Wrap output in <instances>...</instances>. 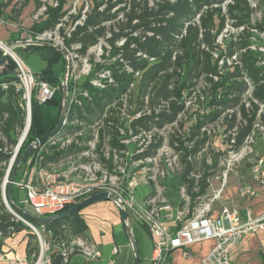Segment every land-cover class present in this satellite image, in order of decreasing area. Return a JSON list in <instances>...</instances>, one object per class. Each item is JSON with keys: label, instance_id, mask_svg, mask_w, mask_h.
<instances>
[{"label": "trees", "instance_id": "1", "mask_svg": "<svg viewBox=\"0 0 264 264\" xmlns=\"http://www.w3.org/2000/svg\"><path fill=\"white\" fill-rule=\"evenodd\" d=\"M26 1L24 0L17 10L13 8L11 14L19 16ZM33 1L38 10L42 6L41 0ZM56 1V7L45 4L44 19L30 27V35L34 36L54 29L66 15L64 6L68 0ZM8 3L3 4L2 7H6ZM116 7H119V12L123 13L124 20L121 21L118 32H112L111 37L106 38L107 31L103 24L115 18L116 15L110 16L109 13ZM256 12H260L261 20L255 19V24H252L253 15ZM80 19L79 12L73 21ZM227 20L232 22L234 28L242 29V36L236 42L229 41L225 48L220 50L216 40L224 30ZM252 30L264 33V0L257 1L255 7H251L249 0H151V2L149 0H90L89 12L84 14L83 22L75 26L70 37L68 39L64 37V44L68 48L80 45L78 51L84 52L104 37L110 49L108 56L104 57L106 61L97 65L92 74L74 88L68 85V97L76 92L79 104L68 100L67 118L70 120L76 118L88 124V127L94 125L102 120V116H106L108 110L111 113L114 112L111 108L122 106V103H119L120 99L132 85L135 92V112L143 110L145 99L148 108L152 110L151 116L136 120L133 125H137L145 132H149L153 127L160 129L176 122L177 117L185 110V103L191 91L202 80L208 89L209 96L205 109L201 113H196L193 125L188 127L184 138L176 131L169 135L170 146L180 152L182 173L177 184L185 187L191 209L206 195L209 182L218 170L220 158L226 156L228 152L239 151L245 139L256 132L255 126L264 128V115H258L259 104L264 105V66L260 67L256 63L259 56L264 58V54L258 51V45L251 42L255 36ZM117 41H122V44L117 46ZM248 45L257 47L256 51L246 50L236 55ZM27 50L35 53L45 63L44 68L35 75L56 89L52 99L45 104L37 105L32 100L31 125L14 164L37 139L55 129L62 112L63 96L60 81L66 63L63 55L46 45L29 46ZM216 51L218 54L214 57ZM235 55L237 63L232 62L228 65L227 60ZM15 69L13 61L7 59L0 71V186L6 175L12 152L9 148L17 143V138L24 126V112L20 107L21 92L15 88ZM100 74H107V76L99 78ZM245 79H248L255 88L254 99L248 100L249 107H246L243 102V95L248 89ZM93 80L99 82L102 87L92 86ZM161 106V110L157 113L156 108ZM220 119H223L224 123L223 134H229L226 139V149L212 155L211 165H207L203 160L200 171L196 172L195 157L208 140L206 134L201 131ZM111 121L117 122L108 117L105 120V127H108ZM139 132L140 130L136 131L134 136H137ZM91 135L89 131L87 136L89 140L93 139ZM98 137L100 142L97 147L100 148L103 131ZM87 140L82 139L84 144ZM115 140L116 137L112 134L110 146L120 149L114 143ZM160 140L136 158L154 155L161 146ZM231 140H233L232 143ZM193 141L194 144L190 149L183 146V143ZM176 143L177 147L174 146ZM72 151L75 150L69 147L65 151L52 152L42 165L49 161L57 162L61 156ZM102 162L111 168L109 161L102 159ZM25 163L26 160L19 164L12 182L19 179L21 167ZM11 173L12 169L9 176ZM172 186L174 187L173 184ZM166 189L170 200L176 197L169 188ZM18 193L17 188H10L11 201H17ZM86 198L88 197L79 198L76 203ZM81 211L82 209L44 224L45 229L50 232L52 246L67 242L74 237L87 235V226ZM28 220L35 227L40 226V223L33 219ZM21 229L30 231L21 222H15L6 210L0 187L1 235L4 238ZM32 236L35 238L34 235ZM134 240L141 260L135 236ZM36 251L37 248L28 245V256ZM50 257V264H70L69 261L64 263L56 250L51 251Z\"/></svg>", "mask_w": 264, "mask_h": 264}, {"label": "built area", "instance_id": "2", "mask_svg": "<svg viewBox=\"0 0 264 264\" xmlns=\"http://www.w3.org/2000/svg\"><path fill=\"white\" fill-rule=\"evenodd\" d=\"M45 1L41 0L42 6L35 15L36 20L38 17H44L46 3L52 7L57 6L56 0ZM251 1L257 3L259 0H249L250 5ZM64 18L65 16L54 29L34 36L29 35V38L24 41L13 43L0 41V54L6 55L7 59L12 60L16 66L15 88L21 92L22 102L20 107L24 112V126L11 152L9 165L15 162L19 149L29 131L32 100L37 105L45 104L52 99L55 92L54 87L36 77L30 68L16 55L15 50L35 45H50L63 54L68 66L70 50L73 49L74 53H77L80 45H73L68 48L64 44V37L68 39L70 33L79 23H75L71 29L64 31L62 36L59 33V28ZM221 35L222 33L217 37V43ZM214 57H217V55L214 54ZM232 62L237 63L236 55L227 60L228 65ZM219 64H222V62H219ZM245 82L248 85L247 92L251 91L253 89L252 83L248 79H245ZM68 100L78 103L75 93L71 94ZM254 102L256 103V101ZM74 122L82 123L76 118L68 119L66 114L61 126L62 129L60 128L61 131L49 138L26 159L27 169L29 170L27 178L16 183L17 187L24 192L23 199L18 202L11 201L10 196L7 197L2 188L1 195L4 206L15 222H21L30 229L37 242V251L29 257H8L0 249L1 262L6 264H50L52 250L58 252L64 263H67L77 253L83 256L86 261L100 259L101 254L98 248L82 237H74L67 242L64 241L52 246L50 240L45 238L46 234L50 235V232L44 227L45 223H40L35 219L55 217L66 211L67 207L75 204L77 199L102 192L112 194L115 197L113 203L116 208L127 213L130 223L124 222L123 224L124 226L129 225L131 232L133 224L144 227L151 242V264H170L169 256L174 251L181 252L183 258H191L193 257L192 247L207 241L212 242V246L200 257V264H232L231 252L238 241L246 235L264 230V214L260 217H253L250 211H246L244 216H241L237 209L222 203L215 208L221 200L228 176L234 172L233 167L239 165L248 156H253L249 160L251 161L253 179L258 183L264 182V158L257 155L251 147V144L254 143L253 135L255 132L245 139L239 151L227 153L224 163H221L224 166L223 171L219 176H214L210 180L206 195L190 209V199L183 185L177 188L176 198L170 200L166 187L157 180L158 175L164 178L165 174L168 178L169 176L172 178L173 165L180 164V152H177L170 145L169 147L166 145L160 146L154 155L136 158L144 154L149 145H142L141 143L134 146L127 143L123 157L113 155L111 158L112 162H115L114 160L118 158H123L128 164L126 173L124 169L117 172L114 166L109 168L102 160H100L101 163L94 164V167L91 164H81L74 169L68 168L69 170L47 169L48 166H61L60 163L63 159H70L71 155L75 154L76 151H72L63 157L61 156L57 162L49 161L42 165L43 161L52 152L65 151L72 145L69 140L70 135H72V129L69 128L72 126L69 124ZM255 127L261 131L264 139V128ZM230 142L232 143L233 140ZM225 145L227 146L226 143ZM174 146L177 147L176 144ZM85 154L87 153H82V155ZM157 154L168 156L163 162V171L160 172L156 170ZM9 170L8 167L6 174L9 173ZM213 180L220 181V186L217 189L212 188ZM139 187H145L148 191L143 197L137 198L136 190ZM239 193L242 196L254 195V191L248 186L242 187ZM28 219L40 223V226L35 227ZM112 253H117L116 247L112 248ZM107 264H113V262L110 261Z\"/></svg>", "mask_w": 264, "mask_h": 264}, {"label": "rangeland", "instance_id": "3", "mask_svg": "<svg viewBox=\"0 0 264 264\" xmlns=\"http://www.w3.org/2000/svg\"><path fill=\"white\" fill-rule=\"evenodd\" d=\"M47 2H51L53 0H46ZM45 1V2H46ZM151 2V0H149ZM251 7H254L256 3L254 1H251ZM66 10L65 18L62 20V25L59 28V33L64 34V31H67L71 29L75 23H79V25L84 20V14L86 12H89L90 10V0H68L66 5L64 6ZM103 9V8H102ZM128 9L126 10V12ZM79 12L81 13V19L77 22H74L73 19L76 17ZM110 16L116 15L114 19H112L109 22H106L103 24V27H105V30L107 31L106 38L111 37L112 32L117 33L119 29V25L121 21L124 20L123 13L119 12V7L113 8L111 12L109 13ZM254 20H252V24H255L256 20H261V14L260 12H256L254 15ZM256 19V20H255ZM229 20L226 21L224 30L222 32V35L218 39V45L221 49L225 48L226 43L229 41L236 42L238 41L239 37L242 35V29H236L232 26ZM253 34L255 35L251 42L258 45V51L264 54V33L256 32L255 30H252ZM63 36V35H62ZM246 36V35H245ZM67 38V37H66ZM106 38H100L97 44L94 46L89 47L84 52L82 50L77 53H74L73 49L70 50V56H69V65L67 66V63H65V70L61 77V89H62V83L64 82V77L66 76V90L68 93V85H71L72 88L75 87V85L80 84V82L92 74L95 70V67L99 64L104 63L106 60L104 57L108 56V51L110 49V45L108 42H106ZM122 44V41H117L116 45L120 46ZM255 46L248 45L245 49L240 50L236 55L244 53L246 50H252L256 51ZM27 50V47L24 48ZM107 50V52H106ZM16 55L21 59L25 65H27L30 70L37 74L42 68H44L45 63L40 60L35 53L32 52H25L23 50H15ZM218 54V51H216V55ZM259 60H257V65L262 67L264 66V58L259 56ZM68 68V69H67ZM130 72V71H129ZM104 75L107 76V74H100L99 78H104ZM136 75V74H135ZM37 77V76H36ZM38 78V77H37ZM40 79V78H38ZM264 83V82H263ZM92 86L94 87H102V85L93 80L91 82ZM264 85V84H263ZM56 89V87H54ZM254 86L253 89L249 92L248 89L243 95V102L246 104L247 107H249V99L253 98L254 93ZM75 95L77 93L75 92ZM208 89L205 86L204 82L200 80L196 87L191 91V95L189 98H187L185 103V110L177 117L176 122L173 124H167L163 128H155L153 127L149 132H145L141 130V128L137 127V125H133V123L136 120L146 118L151 116L152 110L148 108L147 106V100L145 99V105L143 107V110L140 112H135V92L132 85L130 86L129 90L122 96L120 99L121 101L119 103H122V106L120 108H111L114 109V112H111L108 110L106 116H102V120L99 121L97 124L88 127V124H82V123H70L74 129H72V132L69 137V140L72 142V145L70 146L72 149H74L76 152L74 155H71L72 157L70 159H63L60 163L61 166H48L47 169H65L68 168H75L79 167L81 164H91L93 165L100 162V160H109V164H111V168L116 169L117 172H121L124 169V172H127L128 164L125 162L123 158H118L117 160H114L115 162L111 161L112 156L117 157H123L126 152V145L127 143L133 144L134 146H138V144L142 145H149L152 146L154 144H157L160 140L161 146H168L169 147V135L176 131L179 136L184 138L186 132H188V127L193 125V121L196 118V113H201L203 109L206 107V102L208 99ZM257 102V101H256ZM258 103V102H257ZM259 112L258 114L264 115V105L259 104ZM161 107L156 108V112L158 113L161 110ZM167 109V108H166ZM112 111V110H111ZM236 111V110H234ZM110 117L113 118V120L117 121L116 123H113L112 121L108 123V127H105V120ZM240 117H237V123L239 124ZM181 125V126H180ZM108 128V129H107ZM224 129V123L223 119H220L216 121L213 124H209L206 126L201 133H205L207 137V142L202 147L200 152L196 155L195 161H196V172L200 171V166L202 164V161L205 160V163L207 165H211L212 163V155L219 150H225L226 149V139L227 135L223 134ZM138 136L134 138L135 132L139 131ZM91 132V137H93V140H89L88 132ZM103 131V139L101 141V147L98 148L97 145L100 142L99 140V133ZM115 135L116 140L114 143L120 147V149L112 148L110 146V141L112 138V134ZM20 135L18 136V138ZM17 138V140H18ZM81 139V140H79ZM82 139H88L87 142L82 141ZM258 141H262V134L260 130H256V132L253 135V141L254 143L251 144L252 149L254 150V146L256 145ZM193 142H185L183 143V146L185 148L190 149ZM16 145V144H15ZM14 146L10 147L9 149L13 151ZM178 146V144L176 143ZM82 153H87L85 155H82ZM180 157V155H179ZM168 158L165 154H157V160H156V170L163 171V162L164 160ZM253 156H248L243 162H241L239 165H235L233 167V171L237 172L242 167H247V163L249 160H251ZM224 159H226V156L223 158H220L218 163V170L216 171L215 176H219L220 173L223 171L224 166L221 163H224ZM107 160V161H108ZM180 160V158H179ZM101 163V162H100ZM14 163L11 165L8 164L7 169L9 167V172L12 167H14ZM103 165V164H102ZM68 169V170H69ZM174 173L172 175V178L167 177L165 174V177H160L158 175L157 180L164 185V187L169 188L173 194L178 193L177 188L179 187L177 182L180 174L182 173V166L181 164L173 165ZM29 170L27 169V163H25L21 167V171L19 174V179L16 182H12L10 185V188H17L19 190L17 202L24 198V192L20 190L19 187H17L16 183L22 182L23 179L27 178ZM167 177V178H166ZM166 178V179H165ZM122 179V178H121ZM4 182V180H3ZM174 185V187L172 186ZM8 183L5 185V189L3 188V183L1 184V191L2 188L4 189L6 193V189L8 191ZM9 188V190H10ZM147 189L145 187H139L136 190V196L137 198L143 197L145 194H147ZM176 198V197H175ZM135 225V224H134ZM134 232L138 233L137 225L134 226ZM142 232V231H141ZM143 239V251H142V257H141V263L140 264H151L150 263V253L151 248L148 244L145 236L142 237ZM37 245V244H36Z\"/></svg>", "mask_w": 264, "mask_h": 264}, {"label": "crops", "instance_id": "4", "mask_svg": "<svg viewBox=\"0 0 264 264\" xmlns=\"http://www.w3.org/2000/svg\"><path fill=\"white\" fill-rule=\"evenodd\" d=\"M23 1L0 0V41L6 43L24 41L29 38L30 27L44 19V17L35 19L38 10H36L33 0L25 2L19 16L11 14L12 9L17 10ZM7 2H9L7 6L2 7ZM17 50L29 52L25 49ZM254 152L264 158L263 137L262 141L257 140ZM250 162L248 161L247 167L240 166L241 169L239 171L233 172L228 176L221 200L216 204L215 208L222 203L237 209L241 216H244L246 211H250L253 217H260L264 214V182L258 183L253 179ZM219 186L220 181L213 180L212 188L217 189ZM244 186L250 187L254 191V195H240L239 191ZM81 216L87 226V235L82 238L95 245L100 251L101 257L97 261H86L83 256L77 253L70 258V264H107L110 261L113 264H133V252L129 237L119 211L112 201L94 202L82 209ZM135 225L133 224L132 226V234L133 238L135 236L137 240L140 256L142 257V237L145 236L150 248L151 242L142 226L137 225L138 233L134 232ZM32 235L31 231L21 229L10 236L1 237L0 248L8 257H29L27 255L28 245L30 244L33 248H37L36 239ZM45 238L50 240V235L46 234ZM211 246L212 242L210 241L193 246L191 249L193 257L191 258H183L181 252L174 251L169 256V262L170 264H200V257ZM113 247L117 248L116 254L112 253ZM231 263L264 264V230L242 237L231 252ZM0 264L6 263L0 261Z\"/></svg>", "mask_w": 264, "mask_h": 264}, {"label": "water", "instance_id": "5", "mask_svg": "<svg viewBox=\"0 0 264 264\" xmlns=\"http://www.w3.org/2000/svg\"><path fill=\"white\" fill-rule=\"evenodd\" d=\"M46 46H49V47H52V48L58 50L57 48H55L53 46H50V45H46ZM6 60H7V56L1 55V57H0V71L2 70ZM62 96H63L62 112H61L60 119H59L58 124L56 125L55 129L50 133L44 134L42 137L37 139L32 145H30L26 149L24 154L22 155L21 159L15 163L11 175L9 176V173L5 175L4 182H3V188L5 189V185L8 183L9 186H8V191L6 194L7 197L9 196V188H10V185L12 183V178H13L15 172L17 171L19 164L21 162H23L24 160H26L29 156H31L33 154V152L37 148L41 147L49 138H52L60 130V128L62 126L63 120H64L66 113H67V103H68V94H67V90H66V76L64 77V82L62 83ZM99 201H112V202H114L115 197L112 194L107 193V192L98 193V194L92 195V196L84 199L81 202L73 204L68 210L56 215L55 217L47 218V219H35V220L40 222V223H50L52 221H56L58 219L64 218V217H66V216H68V215H70L76 211H79V210L89 206L90 204H92L94 202H99ZM6 210H7V208H6ZM118 211H119L122 222L123 223L126 222L129 224L130 222H129L127 213L125 211H123L122 209H119ZM124 227L126 229L128 237H129V241H130L132 252H133V264H140L139 253H138V249H137L135 240L133 238V234L131 232V228L129 225L124 226Z\"/></svg>", "mask_w": 264, "mask_h": 264}]
</instances>
